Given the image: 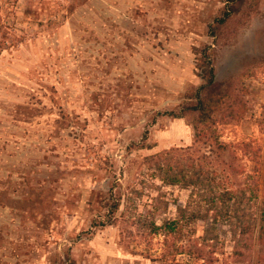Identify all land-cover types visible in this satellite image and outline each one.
I'll return each instance as SVG.
<instances>
[{
  "label": "rangeland",
  "instance_id": "obj_1",
  "mask_svg": "<svg viewBox=\"0 0 264 264\" xmlns=\"http://www.w3.org/2000/svg\"><path fill=\"white\" fill-rule=\"evenodd\" d=\"M210 64L245 105L220 141L263 146L264 0H0V264H201L162 257L191 190L146 159L211 150L186 112ZM217 229L211 264H264Z\"/></svg>",
  "mask_w": 264,
  "mask_h": 264
},
{
  "label": "trees",
  "instance_id": "obj_2",
  "mask_svg": "<svg viewBox=\"0 0 264 264\" xmlns=\"http://www.w3.org/2000/svg\"><path fill=\"white\" fill-rule=\"evenodd\" d=\"M201 79L203 83L186 112L193 115L195 143L211 150L200 156H193L187 150H170L146 160L155 166L164 184L191 190L186 204L176 206V218L154 227L155 231L163 233L162 257L188 254L202 261L201 264H211L223 244L218 225L227 226V230L221 232L229 234L234 247L255 236L258 246L264 250V145L252 140L220 141L217 125L238 122L245 105L238 102L241 110L238 109L236 103L229 102L228 97L218 91L211 64L203 71ZM218 115L220 120H217ZM209 153L216 154V158ZM196 221L206 223L202 237L177 246L176 234Z\"/></svg>",
  "mask_w": 264,
  "mask_h": 264
}]
</instances>
